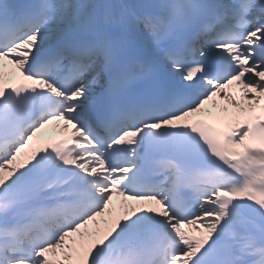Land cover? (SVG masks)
<instances>
[{"label":"snow or ice","instance_id":"snow-or-ice-1","mask_svg":"<svg viewBox=\"0 0 264 264\" xmlns=\"http://www.w3.org/2000/svg\"><path fill=\"white\" fill-rule=\"evenodd\" d=\"M0 264H264V0H0Z\"/></svg>","mask_w":264,"mask_h":264}]
</instances>
